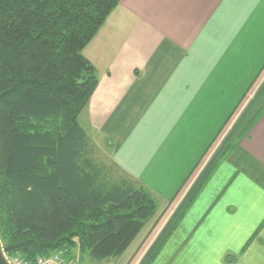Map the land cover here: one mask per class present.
<instances>
[{
  "label": "crops",
  "instance_id": "obj_1",
  "mask_svg": "<svg viewBox=\"0 0 264 264\" xmlns=\"http://www.w3.org/2000/svg\"><path fill=\"white\" fill-rule=\"evenodd\" d=\"M83 53L81 125L173 204L136 264H264V0H120Z\"/></svg>",
  "mask_w": 264,
  "mask_h": 264
},
{
  "label": "trees",
  "instance_id": "obj_2",
  "mask_svg": "<svg viewBox=\"0 0 264 264\" xmlns=\"http://www.w3.org/2000/svg\"><path fill=\"white\" fill-rule=\"evenodd\" d=\"M120 0H0V238L34 262L120 257L160 202L98 160L80 123L98 85L84 55ZM234 255H226L228 263Z\"/></svg>",
  "mask_w": 264,
  "mask_h": 264
},
{
  "label": "rangeland",
  "instance_id": "obj_3",
  "mask_svg": "<svg viewBox=\"0 0 264 264\" xmlns=\"http://www.w3.org/2000/svg\"><path fill=\"white\" fill-rule=\"evenodd\" d=\"M224 137H225V134L223 133V135H221L219 137V139L215 142V144L209 150V152L207 153V156L205 157L203 163L201 165H199V167L195 171V174H197L202 169V167L205 165V162L210 159V157L216 151L220 141H223ZM105 145H107V146H105ZM105 145L103 144L101 147L97 146L98 148H97L96 155H97L98 160H100L102 162H105L108 165H110L111 162H113V160L109 156L110 146H109L108 143L105 144ZM161 206H163V205L160 204V208H159L158 212H160ZM172 207H173L172 203L171 204L168 203L166 206L164 205V208L160 212V215L158 216V219L155 221V224L150 228L149 232L145 235L144 239L141 241L140 246L138 248H136L134 253L131 252L132 251V249H131L132 246H130V248L125 252L124 256L121 255L120 257L104 260V261H102L100 263H97V262L91 261L87 255H82V254L79 253V251L77 249H75L73 251L72 261L74 262V264H136V262L138 261L143 249L146 247V245L149 243V241L154 236L156 229L160 228L159 225H161V224H163L165 222V219L167 218V213H169L171 211ZM155 216H157V215H155ZM1 242H2V240H1ZM2 245H3V242H2ZM3 248H4V246H3ZM53 253H55V252H53ZM130 254H131V256H129ZM7 255L10 256V257L19 256L18 254H12L11 255V254H8V253H7Z\"/></svg>",
  "mask_w": 264,
  "mask_h": 264
},
{
  "label": "built area",
  "instance_id": "obj_4",
  "mask_svg": "<svg viewBox=\"0 0 264 264\" xmlns=\"http://www.w3.org/2000/svg\"><path fill=\"white\" fill-rule=\"evenodd\" d=\"M4 256L8 264H74L72 260L66 259L62 254L60 253H52L47 256H38L34 262H31L29 260H26L19 256H13L10 257L7 255V253L4 251Z\"/></svg>",
  "mask_w": 264,
  "mask_h": 264
},
{
  "label": "water",
  "instance_id": "obj_5",
  "mask_svg": "<svg viewBox=\"0 0 264 264\" xmlns=\"http://www.w3.org/2000/svg\"><path fill=\"white\" fill-rule=\"evenodd\" d=\"M0 264H8L4 256V248L0 239Z\"/></svg>",
  "mask_w": 264,
  "mask_h": 264
}]
</instances>
